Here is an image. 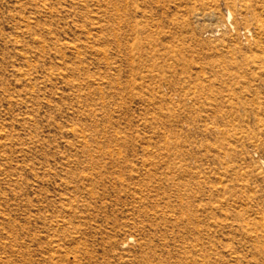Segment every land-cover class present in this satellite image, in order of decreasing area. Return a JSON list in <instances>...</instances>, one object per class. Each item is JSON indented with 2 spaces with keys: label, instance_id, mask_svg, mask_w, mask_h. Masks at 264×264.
Wrapping results in <instances>:
<instances>
[{
  "label": "rangeland",
  "instance_id": "374dc122",
  "mask_svg": "<svg viewBox=\"0 0 264 264\" xmlns=\"http://www.w3.org/2000/svg\"><path fill=\"white\" fill-rule=\"evenodd\" d=\"M0 264H264V0H0Z\"/></svg>",
  "mask_w": 264,
  "mask_h": 264
},
{
  "label": "bare ground",
  "instance_id": "6f19581e",
  "mask_svg": "<svg viewBox=\"0 0 264 264\" xmlns=\"http://www.w3.org/2000/svg\"><path fill=\"white\" fill-rule=\"evenodd\" d=\"M228 19H231L232 18V15L230 13H228Z\"/></svg>",
  "mask_w": 264,
  "mask_h": 264
}]
</instances>
